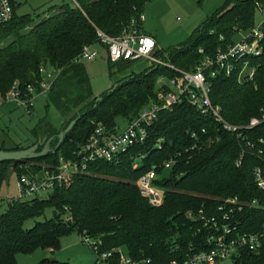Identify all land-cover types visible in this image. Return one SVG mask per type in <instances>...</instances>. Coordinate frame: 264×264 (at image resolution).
<instances>
[{"label": "trees", "instance_id": "trees-1", "mask_svg": "<svg viewBox=\"0 0 264 264\" xmlns=\"http://www.w3.org/2000/svg\"><path fill=\"white\" fill-rule=\"evenodd\" d=\"M74 1L52 6L33 17L17 16L12 3L11 20L0 26L1 100L15 84L21 95H32L27 85L37 93L41 88L40 67L55 76L44 96L45 114L30 129L33 140L29 145L40 137L54 136L53 148L59 128L80 115L56 153L0 163V187L9 173L18 176L28 171L55 172L60 160L63 165H73L74 152L98 124L114 132L118 120L136 118L141 107L152 101L157 77L177 74L174 69L152 63L135 76L120 78L97 100L85 64L76 58L83 46L98 43L97 29L118 35L138 13L144 12L149 0ZM257 5L263 6L264 0H227L192 32L190 39L167 51L156 48L155 56L189 70L203 55H214L232 44L237 31H248L255 23ZM261 46L259 55L247 59L254 69L251 78H238L234 71L228 77L210 79L209 98L220 105L221 114L232 125L246 126L250 118L264 114V39ZM133 62L107 59L109 76ZM50 108L59 114L60 125L48 119ZM147 132L144 141L127 147L113 160L90 162L84 172L71 170L62 185L47 197L7 203L0 212V264H15L18 253L43 248L59 250L60 238L75 232L94 239L103 251L125 248L133 258L147 257L154 264H166L179 250L185 251L199 241L197 227L187 218L188 211H209L224 198L236 196L244 202L259 198L264 205V191L257 188L253 178V169L261 162L254 154L243 153L247 141L264 138V122L251 129L242 128L238 137L211 117L198 115L185 99L169 110H160ZM29 145H0V149H24ZM241 153V163L237 165ZM170 158L175 159L174 165L163 169L159 164ZM154 165L159 175L155 183L163 188L164 199L160 205L152 206L138 192L137 180ZM47 209L52 217L24 229L27 219L38 218ZM65 216L71 219L65 220ZM263 220L264 210L253 209L246 227L256 229ZM261 256L262 253H250L242 264H261ZM35 264L70 263L46 257Z\"/></svg>", "mask_w": 264, "mask_h": 264}, {"label": "built area", "instance_id": "built-area-1", "mask_svg": "<svg viewBox=\"0 0 264 264\" xmlns=\"http://www.w3.org/2000/svg\"><path fill=\"white\" fill-rule=\"evenodd\" d=\"M74 1V0H72ZM75 3V1H74ZM133 9H136L133 7ZM262 19L255 22L248 29V34L239 41H233L225 49H218L214 55H203L193 68L182 70L171 63H164L162 58L155 56L156 41L152 35L143 32L142 25L145 19L144 12L138 13L129 24L124 26L121 32L112 36L104 31L96 30L98 43L83 46L78 61L86 62L96 58L99 53L96 45L104 49L106 58L112 62L119 60L135 61L146 59L151 63L165 65L174 69L177 74L172 77L161 75L157 77L155 84V96L152 101L144 104L138 112L136 118L125 121V125L120 128L117 123L115 131L108 130L105 126L97 125L90 133L88 139L74 152L75 159L73 165H61L55 172L48 170L41 173L31 171L19 174L16 181V196H10L6 201H24L27 197H47L57 186H61L64 178L71 173V170L84 172L90 162L96 160H113L118 154L125 151L127 147L135 145L146 139L149 127L157 118L160 110H169L174 104L187 100L198 115L211 117L215 123L230 132H236L241 136L240 130L251 129V127L264 122V114L260 117L250 118L246 126L232 125L228 123L219 104H213L209 98L211 88V78L218 75L230 76L237 71L238 78H251L254 69L248 64L249 56H257L262 51L261 43L264 39V5H257ZM13 16L12 0H0V26L11 20ZM199 52L204 51L200 48ZM41 87L37 93L34 88L27 85L30 96L21 95L16 84L6 94L8 100L16 102L25 113H31L37 97H44L52 88L54 81L53 72L43 67L39 68ZM1 112V104H0ZM203 128H202V130ZM195 136V133H192ZM159 144V143H157ZM243 153H252L261 162L253 169V178L257 188L264 191V138L257 141L245 143ZM240 154L237 165L243 156ZM142 157V156H140ZM137 160V159H136ZM175 159L170 158L159 165L163 169H169L174 165ZM134 167H138L135 162ZM157 165L140 176L137 180L138 192L146 197L152 206L160 205L163 202V188L155 183L158 178ZM47 194V196H43ZM253 209L264 210V205L259 198L250 201H242L238 196L228 197L221 200L216 207H210L207 211L203 208L197 211H188L187 218L193 220L197 227V241L189 246L185 251L179 250L173 259L166 264H242L245 257L250 253H262V263L264 264V220L256 229L248 230L246 219ZM65 220H70V216H65ZM83 243L87 244L96 255V261L104 264H154L150 258L141 257L139 259L131 257L124 248H113L103 251L98 248L94 239L87 236L82 237ZM178 248V247H177ZM176 248V249H177ZM115 260V262H114Z\"/></svg>", "mask_w": 264, "mask_h": 264}, {"label": "rangeland", "instance_id": "rangeland-1", "mask_svg": "<svg viewBox=\"0 0 264 264\" xmlns=\"http://www.w3.org/2000/svg\"><path fill=\"white\" fill-rule=\"evenodd\" d=\"M227 0H149L145 6V21L143 29L150 35L156 37L158 49H167L183 44L192 37V32L199 29L214 13L219 10ZM72 0H12L15 7V14L36 16V14L46 13L52 6L62 3H71ZM255 22H259L262 16L259 11L255 12ZM248 32L239 30L233 36L234 41L244 38ZM99 55L91 61L84 62L87 69L90 85L94 96L100 97L103 92L111 89L112 85L118 83L119 79L128 76H135L151 66L146 59L135 60L129 67L119 71H113L109 76L107 69V58L104 49L96 45ZM164 63H170L168 58ZM165 67V65H162ZM170 68V67H169ZM172 69V68H171ZM121 80V79H120ZM45 99L39 96L31 113H25L22 107L16 102L8 100L6 97L0 99V145L6 148L15 144L29 145L33 136L30 129L37 123L39 117L45 114ZM48 119L55 126L60 125L59 114L53 108L48 111ZM125 120H118L120 128L125 125ZM62 161L58 164L61 166ZM17 175L9 173L0 187V212L7 206V199L16 196ZM47 196V194H43ZM32 197H27L30 199ZM51 210H45L44 214L38 218L27 219L24 229L29 228L35 222H42L45 218H50ZM52 258L61 261H68L70 264H104L96 261V255L87 244L82 242V237L77 232L62 236L60 238L59 250L52 251L47 248L37 249L27 254H16L15 264H35L43 258Z\"/></svg>", "mask_w": 264, "mask_h": 264}, {"label": "water", "instance_id": "water-1", "mask_svg": "<svg viewBox=\"0 0 264 264\" xmlns=\"http://www.w3.org/2000/svg\"><path fill=\"white\" fill-rule=\"evenodd\" d=\"M101 97H97V100H100ZM80 115H77L72 121L64 127L62 125L56 137L58 138L56 145L51 148V141L55 139L54 136L46 138V136L40 137L36 143L31 144L24 149H16V150H2L0 149V163L8 162V161H21V160H29L36 159L42 156H45L49 153H56L57 148L64 140L66 134L72 129L73 125L77 122ZM42 145V146H41ZM41 146L40 150L38 148Z\"/></svg>", "mask_w": 264, "mask_h": 264}, {"label": "crops", "instance_id": "crops-1", "mask_svg": "<svg viewBox=\"0 0 264 264\" xmlns=\"http://www.w3.org/2000/svg\"><path fill=\"white\" fill-rule=\"evenodd\" d=\"M142 29H143V25H142ZM143 32H145L146 34H148L144 29H143ZM148 35H150V34H148ZM153 36V35H152ZM154 37V39H155V41H156V46H157V44H158V41H157V39H156V37L155 36H153ZM157 49H158V46H157Z\"/></svg>", "mask_w": 264, "mask_h": 264}]
</instances>
